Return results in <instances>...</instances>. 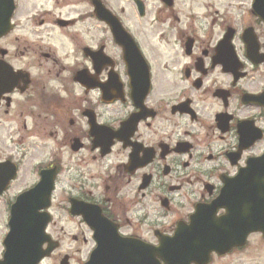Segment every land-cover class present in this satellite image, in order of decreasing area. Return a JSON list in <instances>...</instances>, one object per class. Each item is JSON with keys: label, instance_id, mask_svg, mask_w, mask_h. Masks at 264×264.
<instances>
[{"label": "flooded vegetation", "instance_id": "flooded-vegetation-1", "mask_svg": "<svg viewBox=\"0 0 264 264\" xmlns=\"http://www.w3.org/2000/svg\"><path fill=\"white\" fill-rule=\"evenodd\" d=\"M263 155L264 0H0V256L43 178L57 246L40 264L194 247L216 219L246 231L210 206ZM259 249L252 232L206 264Z\"/></svg>", "mask_w": 264, "mask_h": 264}, {"label": "water", "instance_id": "water-1", "mask_svg": "<svg viewBox=\"0 0 264 264\" xmlns=\"http://www.w3.org/2000/svg\"><path fill=\"white\" fill-rule=\"evenodd\" d=\"M52 184L53 181L46 183L43 178L39 186L14 205L10 233L5 240L6 251L0 264H39L54 250L52 244L43 250V245L49 241L45 234L49 218L41 213L49 207ZM222 207L230 211L224 220L239 219L246 226V231L239 232L237 228L226 230L221 220L216 219L217 223L205 228L200 235L202 239L194 247L177 246L179 235L161 239L159 248L142 245V249L127 246L109 249L102 245L87 264H160L159 259L165 264H206L212 252L226 253L232 247L242 246L249 233L259 231L264 234V156L250 162L247 169L227 184L218 201L210 206L214 211ZM74 213L82 214L79 210ZM240 240L242 242L238 243Z\"/></svg>", "mask_w": 264, "mask_h": 264}, {"label": "rangeland", "instance_id": "rangeland-1", "mask_svg": "<svg viewBox=\"0 0 264 264\" xmlns=\"http://www.w3.org/2000/svg\"><path fill=\"white\" fill-rule=\"evenodd\" d=\"M53 205H54V207L52 209V211H53L52 213H53V215L55 217V220H56V224L57 225H56V228L55 229H56V232H57L58 229L61 227V223H60V220H61V217H60L61 216L60 215V200L59 199H56V201L54 202ZM2 220H3L2 219V216H0V222L1 223L3 222ZM52 232H53V229H52ZM52 232H51V234H52ZM56 236L57 237H60V235H58L57 233H56ZM61 252H62L61 249L60 250H57L56 251V254H55L56 257L53 260H50L46 264H55V260H57L59 258V255L61 254ZM240 258L243 259L246 264H250V261H256V260L258 261L257 264H263V263H261V261L264 259V250H261V249H259L258 251H251L250 250V251L245 252L243 254V257L241 255Z\"/></svg>", "mask_w": 264, "mask_h": 264}]
</instances>
